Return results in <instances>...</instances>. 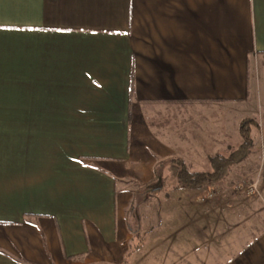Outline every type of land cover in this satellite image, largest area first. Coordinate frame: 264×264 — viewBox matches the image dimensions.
I'll return each instance as SVG.
<instances>
[{
    "label": "crops",
    "instance_id": "obj_1",
    "mask_svg": "<svg viewBox=\"0 0 264 264\" xmlns=\"http://www.w3.org/2000/svg\"><path fill=\"white\" fill-rule=\"evenodd\" d=\"M263 55L264 0H0V264H264V232L238 247L233 212L157 166L215 141L148 122L255 120Z\"/></svg>",
    "mask_w": 264,
    "mask_h": 264
},
{
    "label": "rangeland",
    "instance_id": "obj_2",
    "mask_svg": "<svg viewBox=\"0 0 264 264\" xmlns=\"http://www.w3.org/2000/svg\"><path fill=\"white\" fill-rule=\"evenodd\" d=\"M251 77L255 91L251 108L254 110L255 120L248 119L254 120L258 125L257 128L253 127L251 129V138L254 142L252 152L240 163L231 165L222 180L207 184L199 192L201 194L207 189L214 190L218 194V199L205 204L211 205L219 213L225 215L233 212L235 217L233 218L232 215L231 219L237 224L238 247L244 244L245 241L249 242L261 232H264V125L261 123V115L264 116V55L255 57ZM195 108V106H187V108L174 107L171 108L172 110L167 111L168 113L162 112L157 119H151L148 122L159 133L160 130H158V126H155L156 124L167 126L166 130L182 135L189 143H196L199 134H204L211 141H215V144H212L215 152H213V148H210L211 150L207 152L203 159L193 160L197 163L196 166L192 165V169L189 168L190 171L210 172V158L216 154L227 155L235 151L242 143L238 126L248 114H243L242 108L231 111V114H225L224 110L218 108L206 110L209 108L206 107L201 112L196 111ZM22 123L21 121H14L15 139L20 135ZM217 133L221 136L216 135ZM18 154L20 155V153ZM256 181L255 190L249 193L247 188L255 185ZM160 183L161 181H157L151 188L158 187ZM171 185V183L168 184V190L172 188ZM186 192L177 191L173 193L183 194ZM158 199L161 200L157 197L152 204H157V209H160ZM166 203L169 204L170 202L164 201L163 205ZM155 208L153 206L152 209Z\"/></svg>",
    "mask_w": 264,
    "mask_h": 264
},
{
    "label": "trees",
    "instance_id": "obj_3",
    "mask_svg": "<svg viewBox=\"0 0 264 264\" xmlns=\"http://www.w3.org/2000/svg\"><path fill=\"white\" fill-rule=\"evenodd\" d=\"M253 127L257 128L258 125L252 119L245 118L240 122L238 126V133L241 137L242 143L235 151H232L227 155L216 154L210 158V172L190 171L184 162L179 158H171L166 162H159L157 166H167L168 176L175 180L173 189L199 190L207 184L222 180L231 165L240 163L252 152L254 142L251 138V129ZM163 187L164 184L155 188L152 192H159ZM134 250L135 248H133L127 256L131 255Z\"/></svg>",
    "mask_w": 264,
    "mask_h": 264
},
{
    "label": "built area",
    "instance_id": "obj_4",
    "mask_svg": "<svg viewBox=\"0 0 264 264\" xmlns=\"http://www.w3.org/2000/svg\"><path fill=\"white\" fill-rule=\"evenodd\" d=\"M257 185V181L255 185H251L250 187L247 188L249 193H252L255 190V186ZM215 199H218V194L211 189H207L203 191V193L199 194L197 202L200 204H205L210 201H216Z\"/></svg>",
    "mask_w": 264,
    "mask_h": 264
}]
</instances>
